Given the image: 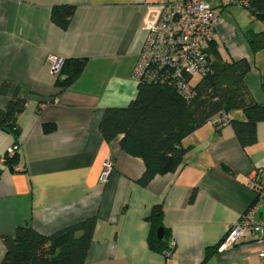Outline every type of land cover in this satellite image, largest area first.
<instances>
[{
	"label": "crops",
	"instance_id": "crops-1",
	"mask_svg": "<svg viewBox=\"0 0 264 264\" xmlns=\"http://www.w3.org/2000/svg\"><path fill=\"white\" fill-rule=\"evenodd\" d=\"M160 1L0 0V85L11 83L28 95L17 141L0 128V157L16 142L19 147L14 170L0 165V237L22 226L49 235L95 217L84 264H258L253 239L228 249L220 245L254 204L249 182L264 168V122L256 126L255 144L242 148L232 126L219 124L221 116H215L182 141V166L155 176L146 187L137 183L144 171L139 155L123 152L120 136L106 142L98 130L106 108H124L136 97L132 71L145 37L142 22L147 7ZM62 5L75 7L66 30L50 19L52 8ZM211 5L219 24L209 60L221 58L218 41L228 42L231 60H221L248 62L246 85L264 104V46L256 42L264 37V24L253 20L257 23L247 35L235 16L222 14L229 7L224 0ZM249 38L258 45L255 50ZM51 57L86 63L71 85L59 89ZM5 102L0 96V108ZM227 118L244 121L245 115L234 110ZM108 159L113 169L102 183ZM193 189L196 198L190 204ZM158 204L169 233L161 252L147 242L146 219ZM257 215L264 217L260 204ZM213 246L218 248L203 262ZM4 254L0 239V261Z\"/></svg>",
	"mask_w": 264,
	"mask_h": 264
},
{
	"label": "trees",
	"instance_id": "trees-1",
	"mask_svg": "<svg viewBox=\"0 0 264 264\" xmlns=\"http://www.w3.org/2000/svg\"><path fill=\"white\" fill-rule=\"evenodd\" d=\"M242 1L246 3L243 7L250 17L264 24V0ZM74 12V6H54L51 22L66 30ZM246 34L249 35L250 31ZM248 41L255 50L258 45L251 38ZM209 61L210 71L193 84L194 96L189 101L180 98L172 89L140 83L135 99L128 106L103 111L98 124L102 138L110 142L120 136V149L139 155L143 162L144 171L137 180L140 186L146 187L157 175L176 172L182 166L186 152L182 141L215 116H221L219 124L232 126L242 148L255 144L256 126L264 122V104L256 102L246 85L245 77L250 72L248 62L245 59L225 62L219 56ZM85 63V59L63 61L54 85L59 89L71 85ZM261 88L264 91V74ZM0 96L6 98L5 105L0 108V128L11 133L17 141L20 134L18 117L28 104V95H23L19 87L3 82ZM234 110L242 111L245 120L227 118ZM13 146L17 148L13 155L4 154L5 165L10 170H14L18 160L17 142ZM195 198L196 190L193 189L188 203L191 204ZM146 220L150 225L148 246L161 252L166 249L169 236L163 225L162 206H153ZM95 223V217H90L49 235H43L29 226L18 227L12 236L0 237L5 248L0 264H84ZM158 229L163 230L161 240L157 238ZM217 248H208L203 262Z\"/></svg>",
	"mask_w": 264,
	"mask_h": 264
},
{
	"label": "built area",
	"instance_id": "built-area-1",
	"mask_svg": "<svg viewBox=\"0 0 264 264\" xmlns=\"http://www.w3.org/2000/svg\"><path fill=\"white\" fill-rule=\"evenodd\" d=\"M212 0H161L147 7L142 22L145 33L142 48L132 71V80L172 89L182 99L194 96L193 81L210 71L208 53L214 32L219 24ZM227 4L245 6L242 0H224ZM63 62L50 58V71L57 75ZM12 146L6 152L16 151ZM5 156L0 157V165ZM113 169L112 160H105L100 181L105 183ZM18 170V169H16ZM255 195L254 204L229 229L221 241V248L234 247L241 239L250 238L259 246L258 264H264V217L257 215V205L264 209V168L254 171L249 182Z\"/></svg>",
	"mask_w": 264,
	"mask_h": 264
},
{
	"label": "rangeland",
	"instance_id": "rangeland-1",
	"mask_svg": "<svg viewBox=\"0 0 264 264\" xmlns=\"http://www.w3.org/2000/svg\"><path fill=\"white\" fill-rule=\"evenodd\" d=\"M220 10V9H218ZM224 16H235V18L238 20L239 25L242 28V31L246 34L250 29L255 27V23L248 13V11L241 5H232L226 8L225 11H223ZM223 16L220 15V18ZM231 41V40H230ZM228 42H225L224 44L220 41H218V52L219 55L223 60H231V53H230V47L227 46ZM198 80V78H195L193 83H195Z\"/></svg>",
	"mask_w": 264,
	"mask_h": 264
},
{
	"label": "water",
	"instance_id": "water-1",
	"mask_svg": "<svg viewBox=\"0 0 264 264\" xmlns=\"http://www.w3.org/2000/svg\"><path fill=\"white\" fill-rule=\"evenodd\" d=\"M256 42L259 44V47H263L264 46V37H260V38L256 39ZM157 238L159 240H161L163 238V230L162 229L157 230Z\"/></svg>",
	"mask_w": 264,
	"mask_h": 264
}]
</instances>
